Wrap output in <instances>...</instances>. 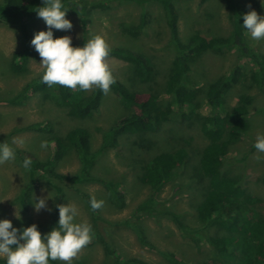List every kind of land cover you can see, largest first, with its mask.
<instances>
[{
	"label": "rangeland",
	"instance_id": "1",
	"mask_svg": "<svg viewBox=\"0 0 264 264\" xmlns=\"http://www.w3.org/2000/svg\"><path fill=\"white\" fill-rule=\"evenodd\" d=\"M2 1L0 0V3ZM239 3L244 8V14L255 10L258 15L264 16V4L261 5L260 0H239ZM176 5L180 12L181 38L185 41L190 39L192 33L199 32L204 36L217 37L228 34L232 29L231 16L225 0H210L204 5L198 4V0H183ZM145 11L150 15L148 26L137 39L127 36L125 29L137 24ZM66 19L72 22V30L53 29L54 38L69 36L73 46L77 47L84 33L82 22L79 16L70 13L66 14ZM88 19V40L100 35L106 40L109 48L119 46L141 50L158 64V71L161 73L158 81L162 82V76L165 77L169 73L173 54L166 48L170 36L161 4L153 1L144 8L133 1L107 3L103 9L89 13ZM24 30L33 38L35 33L46 31L47 28L44 21L37 17L25 21L22 25L0 21V142L9 143L15 152L23 150L31 153L41 161L53 159L54 149L47 143L49 134L21 131L34 123L50 121L54 126V135L61 138L66 137L72 129L86 128L91 134L92 151H98L102 145L104 129L125 112L121 110L111 90L105 94L100 112L85 120L70 117L68 109L56 106L53 101L40 94L29 93L23 105L12 106L5 102L21 95L23 88L31 80L44 73V68L40 65L41 58L35 56L29 57L25 72L15 73L11 70L12 57L22 52L25 47ZM245 34L252 47L264 54V40L253 41L246 32ZM110 62L115 71L124 73L120 74L119 78L133 89L134 83L128 76L130 72L116 60ZM237 64L254 68L247 60L239 61L235 49L219 56L207 53L194 64L192 77L199 85L205 86ZM253 87L249 82H244L232 91L228 99L229 108L236 105L240 93L251 94L254 101L248 116L249 132L237 146L229 150L226 158L232 164L229 174L244 178L246 176V188L249 194L263 201L259 209L264 212V153L251 148L257 135H264V92L256 86ZM94 88L96 87L85 93H91ZM134 89L142 91L140 87ZM160 99V106L168 116L157 132L147 133L140 143L130 135L122 137L118 148L109 149L99 155L91 174L94 179L90 181L75 183L55 180L54 183L63 189L65 204L71 203L78 208L76 222H87L97 232L93 234L90 243L73 258L72 263L109 264L111 258L106 255L102 241L107 242L111 249H115L125 264L131 259H140L149 264H171L162 255L166 252L173 253L187 264L219 261L207 242V235L216 233L215 230H207L197 235L199 245L194 241L195 235H187L185 230V227H201L199 207L206 198V188L205 183L196 179L193 167L199 161L198 151L206 146L208 141L196 131V124L200 118L208 115L210 108L202 102L200 96L199 110L190 118L188 106H172L169 103L170 98L163 94ZM13 137L22 139L23 145H13ZM189 137L194 138L191 143L186 142ZM42 141L47 143L44 149L40 147ZM142 143L144 146L141 147ZM181 147H187L190 156L176 168L175 178L167 179L158 189H152L146 179H143L144 166L149 161L157 158L159 160L161 155L175 152ZM15 156L14 161L0 164V220L8 219L18 229L32 224L50 227L57 192L46 180L39 181L32 201L35 197L38 202L39 198L49 197L50 194L46 205L51 211L42 209L37 213L34 211L33 202L27 211L22 210L18 202L19 195L29 182V174L20 166L22 161L18 154L15 153ZM80 167L78 156L72 151L60 162L57 170L71 177L79 172ZM108 180L120 182L126 196L127 206L124 209L119 210L108 201V193L102 183ZM83 193L90 197L95 196L98 201H104L103 206L97 210V222L93 221L94 212L84 201ZM150 199H153L149 206L151 214L137 210L139 205ZM16 212L19 219L15 215ZM137 229L143 231L147 244L142 242Z\"/></svg>",
	"mask_w": 264,
	"mask_h": 264
},
{
	"label": "trees",
	"instance_id": "2",
	"mask_svg": "<svg viewBox=\"0 0 264 264\" xmlns=\"http://www.w3.org/2000/svg\"><path fill=\"white\" fill-rule=\"evenodd\" d=\"M121 1H133L144 8L153 1L163 6L164 20L170 36L166 48L173 54L170 71L165 77L162 76V82L158 81L161 75L158 64L147 54L128 47H110L107 63L115 80L110 90L116 96L121 110L125 112L104 129L102 145L98 151H92L91 134L86 128L72 129L64 138L54 135V126L50 121L34 123L21 129V131L49 134L47 143L53 147L55 153L53 159L41 161L26 151L15 152L21 161L24 158L32 160L28 171L29 182L19 195L18 202L21 209L28 210L33 202L36 184L41 180H46L56 190L58 196L56 205H66L63 189L54 183L55 180L75 183L90 181L94 179L91 174L99 155L109 149L118 148L122 137L130 135L140 143L147 133L157 132L167 121L168 116L160 106V95L168 96L172 106H188L190 118L197 114L198 98L201 96L202 102L210 108V111L208 115L200 118L196 124V131L208 143L198 151L199 161L193 168L196 179L205 183L206 198L199 207L201 227L195 229L185 227L186 234L195 235L194 241L199 245L200 240L197 239V235L211 229L216 231L207 235V242L219 261L212 260L202 264H264V212L259 209L263 201L249 194L244 182L246 176L244 178L229 174L232 164L226 158L229 150L237 146L249 132L248 116L254 101L251 94L240 93L236 105L229 108L228 99L232 91L244 82H249L250 85L264 92V54L252 47L242 28L244 8L239 0H225L231 16V31L217 37L204 36L199 32L192 33L190 39L185 41L181 38L180 12L176 5L183 0H61L62 5L69 9L67 13L79 16L82 22L84 33L77 47H83L88 41L86 32L89 24L88 14L103 9L107 3ZM209 1L198 0V4L204 5ZM42 6V0H3L0 3V21L22 25L25 21L36 18L35 11ZM149 17L150 15L145 11L137 24L125 29V34L137 39L148 26ZM23 37L25 47L22 52L14 54L11 61V70L15 73H23L27 70L30 56L39 58L38 53L30 46L32 36L24 30ZM230 49L237 51L239 61L247 60L254 65V68L241 67L237 64L205 86L199 85V82L193 79V66L205 54L213 53L219 56L226 54ZM112 60L121 63L127 72H130L128 76L134 83V88L140 87L142 91L129 88L127 83L119 78L120 74L124 75V73L114 70L110 62ZM41 77L31 80L23 88L21 95L7 99L5 102L12 106L23 105L25 98L31 93L43 95L56 106L68 109V115L75 119H90L100 112L105 94L98 87L89 94L78 88L72 90L59 85L49 88L41 83ZM193 140L194 138L189 137L186 142L191 143ZM140 146H144L143 143ZM186 148L181 147L175 152L161 155L159 160L158 158L151 160L144 166L143 179H146L152 189H158L167 179L175 178L176 168L190 156ZM251 148L254 149L253 146ZM72 151L76 152L81 167L76 175L69 177L59 173L57 167ZM102 183L108 193L110 204L119 210L124 209L127 206L126 196L120 182L108 180ZM77 191L82 193L79 189ZM82 197L89 205L90 196L83 193ZM152 201L153 199H150L142 203L137 210L151 214L149 206ZM56 205L50 227L36 224L42 235L57 226ZM93 221H98L97 210L93 214ZM137 231L140 232L139 237L142 242L147 244L143 231L138 229ZM94 233H97L95 228H93ZM102 245L106 255L111 258L109 264H125L121 261V255L115 249H111L107 242L102 241ZM162 255L171 264H187L173 253L166 252ZM126 263L149 264L140 259H131ZM0 264H4L3 259H0ZM49 264H60V262L50 261Z\"/></svg>",
	"mask_w": 264,
	"mask_h": 264
},
{
	"label": "clouds",
	"instance_id": "3",
	"mask_svg": "<svg viewBox=\"0 0 264 264\" xmlns=\"http://www.w3.org/2000/svg\"><path fill=\"white\" fill-rule=\"evenodd\" d=\"M261 5L264 0H260ZM42 7L37 8V18L42 19L46 31L34 34L30 46L41 58L40 65L44 68L41 83L49 88L59 85L68 89L87 91L98 87L107 94L111 85L115 83L113 74L107 63L110 48L106 40L95 35L83 47L73 46L69 36L54 38L53 29L71 31L73 24L66 19L69 9L65 8L61 0H42ZM242 28L253 41L264 40V16L252 10L243 15ZM24 141L13 137V145H23ZM41 149L47 147L42 141ZM253 147L264 153V135H257ZM15 149L7 142H0V164L14 161ZM32 160L24 158L20 164L26 171H30ZM50 198L34 197V211L39 213L47 208L46 200ZM89 207L95 212L100 209L104 201L90 197ZM58 222L50 232L43 235L36 224L20 229L13 226L8 219L0 220V258L4 264H49L50 261H61L72 264L78 252L93 238V229L87 222H76L78 208L67 203L56 205ZM17 219L19 216L15 213Z\"/></svg>",
	"mask_w": 264,
	"mask_h": 264
}]
</instances>
